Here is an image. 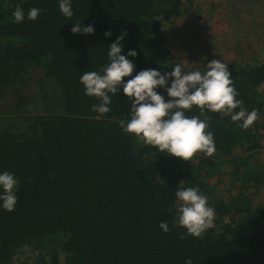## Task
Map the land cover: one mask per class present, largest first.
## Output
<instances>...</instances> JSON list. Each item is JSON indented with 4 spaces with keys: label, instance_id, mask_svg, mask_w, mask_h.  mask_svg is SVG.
I'll return each mask as SVG.
<instances>
[{
    "label": "trees",
    "instance_id": "obj_1",
    "mask_svg": "<svg viewBox=\"0 0 264 264\" xmlns=\"http://www.w3.org/2000/svg\"><path fill=\"white\" fill-rule=\"evenodd\" d=\"M198 1L72 0L74 15L67 18L59 0H0V98L11 91L17 101L10 110L25 111L29 99L22 90L32 70L43 71L51 86L44 114L7 119L0 112V173L18 181L15 210L0 201V264H13L29 249L31 264H185L189 258L193 264H264V203L257 200L264 169L255 157L264 121L245 130L230 115L207 109L201 115L193 106L186 116L210 117L206 131L216 151L184 161L123 132L131 101L122 88L109 94L110 112L100 116L92 111L100 101L80 83L84 72L109 63L108 48L122 32L121 54L135 65L133 76L147 69L168 72L167 29ZM17 4L25 13L32 7L41 13L17 24ZM76 22L94 25L95 33L74 35ZM263 38L251 40L257 52L240 54L228 71L237 99L264 118ZM129 50L137 56H127ZM156 91L171 99L164 88ZM224 165L231 181L226 196L213 180ZM181 186L198 188L215 209L214 227L200 237L178 225L175 191ZM161 221L168 223L167 233Z\"/></svg>",
    "mask_w": 264,
    "mask_h": 264
},
{
    "label": "clouds",
    "instance_id": "obj_2",
    "mask_svg": "<svg viewBox=\"0 0 264 264\" xmlns=\"http://www.w3.org/2000/svg\"><path fill=\"white\" fill-rule=\"evenodd\" d=\"M59 10L67 18L74 13L72 0H59ZM41 9L32 7L25 13L20 4L16 5L12 17L17 24L23 23L25 17L36 21ZM71 31L75 34L90 35L95 33L94 25L84 26L81 22L73 24ZM106 32V37H111ZM127 32H122L108 48L109 63L99 72L87 71L80 77L85 94L97 98L100 103L94 104L92 111L100 116L110 112L112 103L110 95L123 90L124 96L131 101V119L121 122L124 133L134 135L140 142L166 152L170 156L191 161L197 153H205L211 157L215 151L214 136L206 131L210 117L200 119L197 116H186L193 106L213 113H224L231 116L233 122L242 121L239 127L247 130L258 119V110L251 112L238 100V92L228 71V65L214 59L206 65V70L184 71L177 63L171 72L161 73L155 69H147L133 76L135 65L122 55V41ZM127 56L136 57L135 50H129ZM132 77L124 81V78ZM168 81L171 86L168 87ZM157 88H164L171 98L168 102L158 94ZM239 108L238 112L234 110ZM18 181L10 172L0 173V201L3 209L11 212L17 204L16 187ZM183 184V181L179 183ZM177 200V222L192 237H200L207 229L214 227L215 209L208 204L209 198L196 187H179L175 191ZM172 209H169V213ZM175 226V225H174ZM165 233L169 231L166 221L159 222ZM185 264H193L187 259Z\"/></svg>",
    "mask_w": 264,
    "mask_h": 264
},
{
    "label": "rangeland",
    "instance_id": "obj_3",
    "mask_svg": "<svg viewBox=\"0 0 264 264\" xmlns=\"http://www.w3.org/2000/svg\"><path fill=\"white\" fill-rule=\"evenodd\" d=\"M167 31L170 56L164 65L168 72L174 70V66L170 65L174 62L180 63L184 71L201 72L214 59L228 65L240 54L253 55L259 49V45L252 41L264 37V0H199ZM28 77L27 87L22 90L29 99V104L23 107L25 111L10 110L17 101V96L11 91L6 90L1 95L0 112H5L7 119L16 115L31 118L46 112L45 96L51 94V86L45 83L44 72L32 70ZM168 86H171V81H168ZM259 91L264 95V86ZM256 121L262 122L264 118L258 115ZM256 121L252 126H255ZM255 157L259 168L264 169V141ZM229 173V167L224 165L221 176L213 179L218 180V193L225 196L231 187ZM257 200L264 203V191ZM29 250L24 252L26 257L18 255L13 264H20V261L31 264L33 260L28 261L27 257L35 254Z\"/></svg>",
    "mask_w": 264,
    "mask_h": 264
}]
</instances>
